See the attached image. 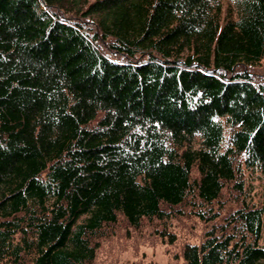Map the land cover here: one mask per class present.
Masks as SVG:
<instances>
[{
  "label": "trees",
  "instance_id": "trees-1",
  "mask_svg": "<svg viewBox=\"0 0 264 264\" xmlns=\"http://www.w3.org/2000/svg\"><path fill=\"white\" fill-rule=\"evenodd\" d=\"M262 59L264 0H0V264H89L186 200L181 264H264Z\"/></svg>",
  "mask_w": 264,
  "mask_h": 264
},
{
  "label": "rangeland",
  "instance_id": "rangeland-1",
  "mask_svg": "<svg viewBox=\"0 0 264 264\" xmlns=\"http://www.w3.org/2000/svg\"><path fill=\"white\" fill-rule=\"evenodd\" d=\"M252 69L257 76L262 74L264 59ZM245 182L251 189L250 198L255 202L264 201V175L247 174ZM220 199L223 204L222 215L236 205L235 198L227 192L221 195ZM187 205L188 200L170 208L169 217V212H166L167 218L142 221L137 228L127 225L122 219L109 225L104 229L103 237L98 240L95 260L89 264L104 262L118 264L133 260L146 264H181V259L175 254L179 251L181 243L198 240L206 227ZM169 235L175 237L172 243L168 241ZM259 244L264 245V225Z\"/></svg>",
  "mask_w": 264,
  "mask_h": 264
}]
</instances>
